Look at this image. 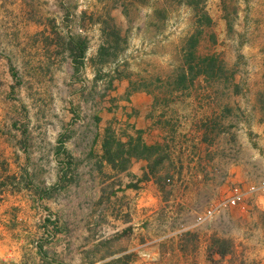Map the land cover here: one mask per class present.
<instances>
[{"label":"rangeland","instance_id":"374dc122","mask_svg":"<svg viewBox=\"0 0 264 264\" xmlns=\"http://www.w3.org/2000/svg\"><path fill=\"white\" fill-rule=\"evenodd\" d=\"M254 123L264 0H0V264H264V191L194 221L264 180Z\"/></svg>","mask_w":264,"mask_h":264},{"label":"crops","instance_id":"0c3cea01","mask_svg":"<svg viewBox=\"0 0 264 264\" xmlns=\"http://www.w3.org/2000/svg\"><path fill=\"white\" fill-rule=\"evenodd\" d=\"M264 124H255L254 123V132L256 133V138L260 139L263 138L264 136ZM192 146H188V153L191 152L192 150ZM195 152H193V154L191 153V156L189 158H192V164L195 163V158H197L198 156L195 154ZM191 169V166L189 167ZM188 168V169H189ZM10 173V175L14 176V172H8ZM185 174V173H184ZM188 175H185V177L187 178ZM148 180V181H147ZM139 183L141 184V181H147L150 183V189L153 191V185L152 182H150V180L148 178L142 180L139 179ZM149 187V185H147ZM147 188H145L146 190ZM144 190V189H143ZM139 195V194H138ZM1 196V195H0ZM142 201V203H140ZM140 205H143L145 203V200L142 199V197H140L138 199ZM16 215L15 209H14V203L12 202V200L10 199H0V233L3 234L4 236L8 237V233L11 231V228H13L12 225V221L14 216ZM6 240V238H1L0 237V256H3L6 259L5 256V250L3 249L5 246L4 241Z\"/></svg>","mask_w":264,"mask_h":264},{"label":"trees","instance_id":"16d2710c","mask_svg":"<svg viewBox=\"0 0 264 264\" xmlns=\"http://www.w3.org/2000/svg\"><path fill=\"white\" fill-rule=\"evenodd\" d=\"M192 38H193L192 35L189 36V39ZM74 46L77 48L79 54L82 55L83 54L82 42L80 41L75 42ZM101 147H102V159L108 162L112 168L116 167V164L114 163L115 162L114 159L117 157L121 159V163L127 162L126 158L122 157V155H128V156L137 155L138 157L147 159L149 155H144V152L151 149L150 146L144 144L143 141L140 140L139 138H137V142L133 146H130V148L128 145V147L125 149V152H124V147H126V144L116 143L115 150L112 151L110 148L109 141L107 139L102 140ZM136 151L139 152L137 153ZM119 167L122 169L125 167V165L121 164ZM223 252H224L223 249L218 250V253L220 254H223Z\"/></svg>","mask_w":264,"mask_h":264},{"label":"built area","instance_id":"2783aa9c","mask_svg":"<svg viewBox=\"0 0 264 264\" xmlns=\"http://www.w3.org/2000/svg\"><path fill=\"white\" fill-rule=\"evenodd\" d=\"M258 191H264V180H259L255 183L250 184L245 190L235 187L232 189L231 193L224 198H220L212 203L210 206L205 208L202 212L195 216V223L199 224L210 217L219 209L223 207H233L237 206L243 208L244 194L246 192L255 193Z\"/></svg>","mask_w":264,"mask_h":264}]
</instances>
